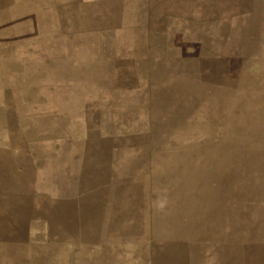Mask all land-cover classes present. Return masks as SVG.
I'll return each instance as SVG.
<instances>
[{"label": "rangeland", "instance_id": "1", "mask_svg": "<svg viewBox=\"0 0 264 264\" xmlns=\"http://www.w3.org/2000/svg\"><path fill=\"white\" fill-rule=\"evenodd\" d=\"M0 264H264V0H0Z\"/></svg>", "mask_w": 264, "mask_h": 264}]
</instances>
